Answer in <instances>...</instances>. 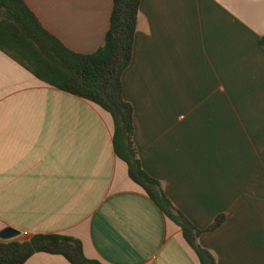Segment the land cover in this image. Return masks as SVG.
Listing matches in <instances>:
<instances>
[{
    "label": "crops",
    "instance_id": "1",
    "mask_svg": "<svg viewBox=\"0 0 264 264\" xmlns=\"http://www.w3.org/2000/svg\"><path fill=\"white\" fill-rule=\"evenodd\" d=\"M24 1L71 51L104 45L113 0ZM122 96L142 168L172 204L202 231L224 216L200 246L216 264H264V0H141ZM5 228L75 238L103 264H200L116 156L111 116L0 51Z\"/></svg>",
    "mask_w": 264,
    "mask_h": 264
},
{
    "label": "trees",
    "instance_id": "2",
    "mask_svg": "<svg viewBox=\"0 0 264 264\" xmlns=\"http://www.w3.org/2000/svg\"><path fill=\"white\" fill-rule=\"evenodd\" d=\"M141 0H113L110 26L102 47L91 54L68 49L48 32L24 0H0V51L39 81L90 102L113 121V149L126 163L130 179L139 185L174 223L200 264H216L199 244L203 232H212L224 216L202 231L166 196L161 183L142 168L133 143V108L122 96V76L132 59ZM38 253L62 256L69 264H103L88 259L79 240L58 234H38L27 240H0V264H24Z\"/></svg>",
    "mask_w": 264,
    "mask_h": 264
},
{
    "label": "water",
    "instance_id": "3",
    "mask_svg": "<svg viewBox=\"0 0 264 264\" xmlns=\"http://www.w3.org/2000/svg\"><path fill=\"white\" fill-rule=\"evenodd\" d=\"M21 235V233L12 228H5L0 232V240L1 241H10L15 240Z\"/></svg>",
    "mask_w": 264,
    "mask_h": 264
},
{
    "label": "rangeland",
    "instance_id": "4",
    "mask_svg": "<svg viewBox=\"0 0 264 264\" xmlns=\"http://www.w3.org/2000/svg\"><path fill=\"white\" fill-rule=\"evenodd\" d=\"M16 240H20V241H21V240H22V238H17Z\"/></svg>",
    "mask_w": 264,
    "mask_h": 264
}]
</instances>
